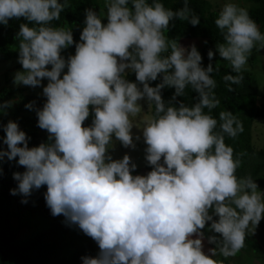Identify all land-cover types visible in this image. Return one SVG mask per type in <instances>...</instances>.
<instances>
[{
    "label": "clouds",
    "instance_id": "obj_1",
    "mask_svg": "<svg viewBox=\"0 0 264 264\" xmlns=\"http://www.w3.org/2000/svg\"><path fill=\"white\" fill-rule=\"evenodd\" d=\"M128 4L109 0L106 25L87 9L81 42L65 60L61 52L74 44L72 32L46 26L59 19L64 4L0 0V24L23 18L39 26H19L23 71L15 79L32 87L48 80L46 103L37 116L38 127L52 141L29 148L17 123L4 126L8 151L0 150V159L18 157V165L26 169L13 174L18 188L10 194L28 197L46 186L51 215L78 225L99 247L95 258H82L83 264H220L204 253L202 230L211 221L219 239L211 236L208 242L219 244L225 257L235 255L249 225L255 228L264 219V192L250 176L235 175L241 161L214 131L217 120L203 111L219 105L213 66H201L195 46L189 51L164 35L174 18L192 26L200 24L199 18L189 19L187 6L173 12L156 0H131L132 8ZM215 25L224 38L216 46L219 56L240 73L256 44L264 47V34L246 9L231 2ZM169 48L170 55L162 56ZM213 57L210 50L209 60ZM129 69L142 89L125 79ZM161 74L162 82L149 86ZM224 80L239 84L242 76L226 75ZM189 85L198 94L194 106H165L163 88H174L175 100ZM144 99L156 106L154 118L142 129L152 170L132 175L136 165L130 156L113 160L108 150L113 137L126 148L135 147L131 117L141 112L139 101ZM90 114L92 124L84 127ZM220 121L221 132L232 138L243 131L231 112L222 111Z\"/></svg>",
    "mask_w": 264,
    "mask_h": 264
},
{
    "label": "trees",
    "instance_id": "obj_2",
    "mask_svg": "<svg viewBox=\"0 0 264 264\" xmlns=\"http://www.w3.org/2000/svg\"><path fill=\"white\" fill-rule=\"evenodd\" d=\"M254 5L248 11L251 19L259 26L264 34V0H248ZM64 4V9L60 13L58 20L51 21L48 27L61 28L71 31L74 44L62 50L61 56L67 60L75 54V44L80 43V35L85 25L86 10L92 9L102 19L103 24H107V4L109 0H58ZM153 4L154 0H147ZM164 5L165 9L173 12L187 6L189 19L193 16L199 18L200 24L192 26L189 20L174 18L170 21L164 35L168 41H176L181 45L184 41H206V45L200 53L203 68L209 64L214 71L211 77L215 80L216 87L213 89L215 98L219 105L209 111L203 109L205 114L211 115L217 120L215 132L223 135L224 142L234 150V158L241 161L240 167L235 175L238 178L251 177L257 185H264V147L255 151L252 141V128L257 120L264 124V93L259 94L258 81L250 73L241 71L237 73L232 65L228 67H216V46L224 43L223 33L215 25V20L219 16V11L214 9L209 0H156ZM132 8L131 0L128 4ZM28 24L29 27H39L34 22L27 20L11 19L7 25L0 24V61H11L19 59V44L21 38L17 36L20 24ZM213 51L212 60L208 58V52ZM171 48L162 56H168ZM242 76L239 84L226 82L224 76ZM125 79L142 89L143 85L136 81L135 73L129 70L125 74ZM5 80L9 82V74H5ZM162 82V74L156 81H149V86L156 87ZM229 88L232 90L230 91ZM25 90L10 88L5 86L0 91V115L5 113L7 117L0 116V150L8 151L7 145L3 143L6 134L3 130L9 121L18 124L21 131L28 137V147H37L41 143H51L46 130L38 127L37 112L42 110L46 103V97L40 98L34 95H25ZM174 88L165 87L161 91L165 106L171 103L178 106L180 102L185 106L192 107L197 103L198 94L189 85L184 93L173 100ZM18 96L21 102L12 106ZM260 98L262 103L260 104ZM31 105V107H26ZM152 117L155 116V103H151ZM222 111L231 112L242 124L243 131L239 132L235 138L221 132L220 113ZM9 114V115H8ZM94 115L84 122V127L92 124ZM113 140L115 138L113 137ZM21 147L23 145H20ZM145 170L150 172L152 167L145 158ZM26 169L18 165V157L15 160L0 159V264H83V257L95 258L99 251L97 243L86 236L78 225L70 224L64 216H52L50 209L46 205V186L34 189L30 196L24 197L20 194L12 195L11 190L18 188V181L13 179L14 173H23ZM132 175H136L135 172ZM27 200V203H22ZM213 220L218 217L213 216ZM264 231V219L258 225ZM203 231V237L207 240L213 252L212 259L220 264H240L236 257H225L220 252V245L208 242V238L219 234L211 231V221L208 222ZM255 237L247 230L244 246L239 250L242 264L244 260L251 262L259 259L264 264V246H261L254 239Z\"/></svg>",
    "mask_w": 264,
    "mask_h": 264
},
{
    "label": "rangeland",
    "instance_id": "obj_3",
    "mask_svg": "<svg viewBox=\"0 0 264 264\" xmlns=\"http://www.w3.org/2000/svg\"><path fill=\"white\" fill-rule=\"evenodd\" d=\"M214 9L217 11H221L226 3H235L238 7H242L247 11L254 5L251 1L248 0H209ZM106 25V24H105ZM206 41L198 40V41H184L181 43V47L190 51L192 46H195L199 53L202 52L206 45ZM19 59L11 60V61H0V91L3 87L9 86L10 88H19L25 90V95H34L40 98H45L43 95V87L47 85L48 80L44 79L41 81V86L32 87L25 86L16 81L15 77L17 73L23 71L22 65L18 62ZM231 63L229 61L223 60L219 53L216 54V67H228ZM49 70H51V66H48ZM130 70V69H129ZM126 70V73L129 71ZM242 71L250 73L253 77L258 81V90L261 95L264 93V47L261 46L260 43H257L253 48L251 54L249 55L248 61ZM67 72V68L64 69V73ZM125 73V74H126ZM5 74H9V82L7 83L5 80ZM21 102V96H18L16 100L12 103V106H16ZM142 110L135 117H131L133 123L132 135L133 142L135 147H124L119 141L116 139L112 141V145H109L108 155L112 157L113 160H121L124 155H128L131 158V162L136 165V170L134 171L136 175H147V171L145 170V157H146V147L143 140L142 129L144 126L153 119L152 117V106L146 99L139 101ZM260 104L262 100L260 98ZM1 115H5V113H1ZM0 115V116H1ZM9 115V114H8ZM139 137V139H136ZM252 141L255 151H259L264 147V124L262 121L257 120L252 128ZM3 159H7L4 157ZM258 190L264 192V185H258ZM234 207V206H233ZM210 215L214 216V213L210 210ZM248 231L255 237L254 239L261 246H264V231L260 229L259 226L254 228L253 225H249ZM196 238V237H193ZM97 249L99 251V247L97 245ZM203 251L206 255L212 256L213 251L210 249L207 240L203 237ZM236 257L240 264H242V259L239 251L233 255ZM244 264H261L259 259H254L251 262L248 260H244Z\"/></svg>",
    "mask_w": 264,
    "mask_h": 264
}]
</instances>
